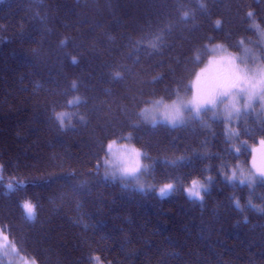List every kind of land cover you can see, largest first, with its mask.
Returning <instances> with one entry per match:
<instances>
[{"label": "trees", "instance_id": "16d2710c", "mask_svg": "<svg viewBox=\"0 0 264 264\" xmlns=\"http://www.w3.org/2000/svg\"><path fill=\"white\" fill-rule=\"evenodd\" d=\"M254 24L264 30V0H0V232L17 252L36 264H264V183L223 178L249 165L264 118L239 120L236 152L208 113L177 127L141 117L191 92L210 47L257 45ZM128 137L172 195L103 179L107 145ZM209 178L203 200L186 196Z\"/></svg>", "mask_w": 264, "mask_h": 264}, {"label": "snow or ice", "instance_id": "6c2138e0", "mask_svg": "<svg viewBox=\"0 0 264 264\" xmlns=\"http://www.w3.org/2000/svg\"><path fill=\"white\" fill-rule=\"evenodd\" d=\"M183 15L187 18L188 13L185 12ZM247 15L252 17L253 13L249 12ZM216 26H220L219 20L216 21ZM254 27L264 37V30H260L258 25H254ZM243 43V40H241L240 44L243 45ZM72 62L76 63L75 58H72ZM241 63L246 64L247 62L242 60ZM210 66L212 68H220V70L211 76L206 75L209 69L201 70L200 75L196 78V95L189 104L163 105L162 108L156 109L159 119H157V115L153 109H144L143 114L145 118L150 116L154 125L157 123H168L175 126L177 123H183L184 111L194 112L196 115H199L201 112H212L213 115H217L218 109L222 105L223 109L219 114L223 115L230 122L234 118H239L242 114H247L248 110L254 109L257 103L264 108V67H260L259 69L247 66L241 67L240 64L236 63V58L231 55L221 56L218 60L214 58L210 61ZM115 78H121L119 72L115 73ZM72 87L75 88L76 84L73 83ZM68 103L70 105H78L81 101L77 97L68 101ZM160 103V101H156L155 105L159 106ZM54 117L59 126L65 128V119H70V113L64 111L55 112ZM80 119L83 121L84 118L81 116ZM261 144L264 145V141H261ZM239 151L240 149L237 148L236 152ZM107 153L110 159L105 160V164L112 166L111 175L113 177L119 174L121 177H132L139 180L137 174L140 173L142 166L140 164L141 153L138 150L128 148L127 146H119L116 140H112L107 145ZM253 167L256 171L251 175L245 176L242 170L234 169L227 176V179L230 182L238 181L240 184L247 182L253 185L257 180L264 183V156H262L259 165L256 164L254 158ZM2 172L3 165H0V173ZM2 180L3 177L0 176V181ZM208 183H210V178ZM7 187L11 190L13 188L12 183H9ZM173 190V184L168 183L160 188L159 192L161 197H164ZM202 190L207 191L206 184L193 179L191 187L187 189L189 199L203 200ZM22 207L26 210L28 219H34L35 206L30 202H25ZM237 207H239L238 203ZM3 238L7 240L6 236ZM13 250H15L14 247ZM94 259L96 264H102L99 257H95Z\"/></svg>", "mask_w": 264, "mask_h": 264}, {"label": "rangeland", "instance_id": "374dc122", "mask_svg": "<svg viewBox=\"0 0 264 264\" xmlns=\"http://www.w3.org/2000/svg\"><path fill=\"white\" fill-rule=\"evenodd\" d=\"M256 44L257 45H255V46H252V45L251 46H244L242 48V52L240 54H232L224 46L214 45V46L209 48L210 49V58L202 69H209V72L206 75H208V76L213 75L215 72L219 71L220 68H212L210 66V61H212L214 58L218 60L221 56H227V55H231L232 57H235L236 63L240 64L241 67L247 66V67L253 68V69H259L260 67H264V37H262L259 34V31H258V42H256ZM217 46H219V47H217ZM242 60L246 61L247 63L246 64L241 63ZM221 67H223V66H221ZM201 70L199 71L197 76L200 75ZM197 76L195 77L194 81L191 83V86H190L191 92L189 94H179L177 96V98L171 102H166L163 100H156V101L161 102L159 106H156L155 105L156 101H154L151 103V105L145 107L144 109H153L155 111V114L157 115V119H159L158 111H156L157 108H162L163 105L172 106L173 104H183V105L189 104V102L192 101L193 97L196 95V78H197ZM144 109L141 112V117H142L143 122L145 124H153L150 116L148 118H145V115L143 114ZM222 109H223V106L221 105L220 108L218 109L217 115H213L212 112H207V113L210 114V116H212L213 119L221 120L224 122L228 138L233 143L235 150L237 148H239L241 150V148L245 147V145L242 144L241 142H239V138H238L239 134H238L237 126H238L239 120L241 118H243L246 114H242L239 118H234L229 122L223 115L219 114L220 112H222ZM68 113H70V112H68ZM248 113H253L256 117H263L264 118V108H262L259 105V103H257L255 105L254 109H249L247 114ZM204 114H206V113L201 112L199 115H196L194 112L184 111L183 123H177L175 126L168 124V123H163V124L171 126V127L183 126V125H187L188 123H190L194 120L201 119ZM70 121H71V113H70V119L69 118L65 119V123H66L65 128H67L70 125ZM65 128H63V129H65ZM117 145L127 146L128 148L136 149L133 146L130 137L127 138V142L117 143ZM249 150L252 153V158H251L249 165L244 166L242 164H239L236 167H231L228 171L224 170L223 178L225 180L230 182L227 179V176L230 175L231 171L234 169L242 170L243 174L245 176L251 175L252 173H254L256 171V169L253 167V159L255 158L257 165H259L261 163V158H262V156H264V145H262L261 142H259L258 145H253V146L249 147ZM108 159H110L109 155L107 156V158L105 160H108ZM140 164L142 166L141 171H140V173L137 174L139 176V180H136L132 177H126V178L121 177L119 174H117L115 177H113L111 175V172L113 170L112 166L105 164V161L103 164L102 177H103V179L109 180V181H116V180L131 181L134 183V185L137 189L148 190V191L150 190V191L154 192L160 198H166V197H168L174 193V191L176 189L175 184H173L174 190L171 193H169L168 195H166L164 197H161L159 189L162 188L164 185L157 186L153 183L152 179L150 178L149 168H148L147 164L144 162L142 153L140 155ZM238 174H239V171H238ZM199 181L201 183L206 184L207 191L210 189L211 180H210V183H208L209 180H207V181L199 180ZM258 182H260V181L257 180L256 183H258ZM230 183L240 184L238 181L230 182ZM255 184H253V185H255ZM240 185H250V184L245 182L244 184H240ZM189 187H191V184L188 185L187 187H185V189H184V192L188 198H189V196L187 194V189ZM207 191L202 190V195L204 196V193H206ZM191 200H195V199H191ZM25 214L27 216L26 210H25ZM5 236L6 235H4L2 232H0V259L2 260V262L4 264H32V262H34V264H36V262L33 259H30V258H27L25 256L20 255L17 252L15 246L9 241V239L7 238V240H5L3 238ZM13 247L15 248V250H13ZM95 264H96V261H95Z\"/></svg>", "mask_w": 264, "mask_h": 264}]
</instances>
